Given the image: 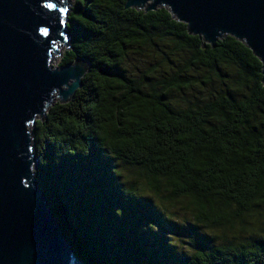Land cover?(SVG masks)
<instances>
[{
  "label": "trees",
  "instance_id": "obj_1",
  "mask_svg": "<svg viewBox=\"0 0 264 264\" xmlns=\"http://www.w3.org/2000/svg\"><path fill=\"white\" fill-rule=\"evenodd\" d=\"M125 1H73L56 66L90 68L30 126L35 184L62 236L83 264H171L169 237L188 226L196 245L173 264H264L259 59L227 34L211 47L166 7ZM133 49L165 69L128 73ZM248 224L246 236L216 234Z\"/></svg>",
  "mask_w": 264,
  "mask_h": 264
},
{
  "label": "water",
  "instance_id": "obj_2",
  "mask_svg": "<svg viewBox=\"0 0 264 264\" xmlns=\"http://www.w3.org/2000/svg\"><path fill=\"white\" fill-rule=\"evenodd\" d=\"M0 0V264H83L35 184L30 126L53 100L67 103L90 64L50 65L66 34L69 0ZM166 7L190 34L215 47L221 35L242 40L261 63L264 85V0H126L145 12ZM47 29V33L41 29Z\"/></svg>",
  "mask_w": 264,
  "mask_h": 264
},
{
  "label": "rangeland",
  "instance_id": "obj_3",
  "mask_svg": "<svg viewBox=\"0 0 264 264\" xmlns=\"http://www.w3.org/2000/svg\"><path fill=\"white\" fill-rule=\"evenodd\" d=\"M74 0H69V4L71 5ZM64 47L59 48V54L54 56V58L51 60L50 65L52 67L56 66L58 59L63 51ZM173 61H179L180 62V57L181 55H175V56H170ZM160 57L158 55L151 54L149 51L142 50V49H133L130 51V54L125 62V66L127 69V72L134 75V76H141V75H149L151 76V73H154V76L159 74L161 71L165 69V66L160 65V62L155 64ZM206 93H200L199 96L203 97L205 96ZM192 95L188 96L187 98L191 97ZM197 94V97H199ZM248 220L251 221V218H247ZM248 225H243L242 227H245L244 229H235L233 232L229 231H220L218 230L216 234H223L227 238H232V237H237L239 235H244L247 234V228ZM262 229H264V225L262 226ZM246 232V233H245ZM244 233V234H243ZM170 242L172 244V249L171 251L168 250V261L173 264L175 261L178 262L184 253H186L189 249H191L192 245H196V237L191 231V228L188 226H184L182 228H175V231L170 235ZM215 241L218 239L214 238Z\"/></svg>",
  "mask_w": 264,
  "mask_h": 264
},
{
  "label": "snow or ice",
  "instance_id": "obj_4",
  "mask_svg": "<svg viewBox=\"0 0 264 264\" xmlns=\"http://www.w3.org/2000/svg\"><path fill=\"white\" fill-rule=\"evenodd\" d=\"M80 2L82 3L83 2V0H80ZM60 3V0H54V2H49V3H47L46 5H45V7L47 8V9H50V10H52L53 12H57V13H60V12H66L67 11V9L66 8H64V7H60L59 9L57 8V5ZM78 19H82V17H77ZM41 31L42 32H44V33H47V29L45 28V29H41Z\"/></svg>",
  "mask_w": 264,
  "mask_h": 264
}]
</instances>
